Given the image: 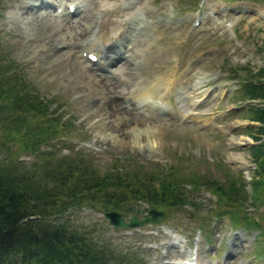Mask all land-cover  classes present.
Instances as JSON below:
<instances>
[{
  "label": "rangeland",
  "instance_id": "374dc122",
  "mask_svg": "<svg viewBox=\"0 0 264 264\" xmlns=\"http://www.w3.org/2000/svg\"><path fill=\"white\" fill-rule=\"evenodd\" d=\"M228 1L0 0V56L18 62L51 112L58 107L64 123H72L55 159L80 153L100 174L114 167L154 180L164 169L170 180L188 184L182 190L191 187L184 191L199 206L157 208L163 222L125 231H113L88 204L56 222L66 221L97 247L127 251L147 264H264V244L252 232L231 227L226 217L207 219L216 198L200 183L236 178V170L248 179L251 170L249 123L236 108L235 91L264 64V6ZM68 5L73 14H67ZM134 32L140 39L131 46ZM107 47H119L121 57ZM105 51L112 65L101 57ZM86 52L96 60L89 62ZM148 127L158 129L149 138H155L152 147ZM193 178L201 186L187 183ZM132 207L139 218L144 215L145 205ZM202 235L209 238L202 241Z\"/></svg>",
  "mask_w": 264,
  "mask_h": 264
},
{
  "label": "trees",
  "instance_id": "16d2710c",
  "mask_svg": "<svg viewBox=\"0 0 264 264\" xmlns=\"http://www.w3.org/2000/svg\"><path fill=\"white\" fill-rule=\"evenodd\" d=\"M253 1L264 5V0ZM235 92L240 101L256 100L246 106L244 117L254 124L246 127L253 142L247 148L253 165L250 179L244 182L235 173L236 178L225 176L223 182L204 179L200 183L216 197L213 213L227 215L234 226L256 230L264 239V209L257 212L264 206V64L249 73ZM49 105L32 88L20 64L1 55L0 264H144L127 251L97 247L70 230L66 221L56 220L86 204L121 214H137L132 207L137 202L162 210L197 208L181 189L188 184L170 180L172 173L164 169L158 180L132 172L126 175L127 169L122 173L114 167L100 174L80 153L55 159L61 150L59 139L72 123H64L59 108L51 112ZM21 154L31 157L30 162L17 160ZM67 158L72 160L63 164ZM198 181L193 178L187 183L195 189L201 186Z\"/></svg>",
  "mask_w": 264,
  "mask_h": 264
},
{
  "label": "water",
  "instance_id": "95a60500",
  "mask_svg": "<svg viewBox=\"0 0 264 264\" xmlns=\"http://www.w3.org/2000/svg\"><path fill=\"white\" fill-rule=\"evenodd\" d=\"M148 216L142 220L137 221L135 216H131L127 222L123 221L120 215L115 211L104 212L103 217L107 220L112 228L116 230L118 227L122 229L133 228L146 223H159L164 219L162 212L155 209L147 211Z\"/></svg>",
  "mask_w": 264,
  "mask_h": 264
},
{
  "label": "bare ground",
  "instance_id": "6f19581e",
  "mask_svg": "<svg viewBox=\"0 0 264 264\" xmlns=\"http://www.w3.org/2000/svg\"><path fill=\"white\" fill-rule=\"evenodd\" d=\"M46 4H47V2H46ZM44 6H45V5H44ZM48 6H49V5H48ZM132 25H133V24H132ZM134 25H135V24H134ZM129 29H130V27H129ZM138 30H139V29H138ZM125 32L127 33V30H126ZM125 32H124V33H125ZM131 32H132V30H131ZM124 33H123V34H124ZM139 33H140V32H139ZM132 37H133V38L131 39V46H134L135 43L138 42L137 40L140 39V36H139L136 32H134V34L132 35ZM124 39H125V40L128 39V34L125 35ZM135 39H136V40H135ZM126 42H127V41H126ZM115 45H121L120 40H118V41L116 40V41H115ZM123 47H124V46H122V51H124V48H123ZM125 47H126V46H125ZM107 48H108V47H107ZM131 48H132V47H131ZM118 49H119V47H115L114 49H113V47L108 48L109 53L111 54L110 51H113V53H114L113 55H115V57H117V56L120 54V53L118 54V51H117ZM120 51H121V50H120ZM122 51H121V54H123ZM109 53H108V54H109ZM124 53H125V52H124ZM126 53H128V52H126ZM126 53H125V54H126ZM108 54H107V51H105V52L102 54V57L105 56L104 58H106V60H107V64H111V63L113 62L114 58H112V55H108ZM126 55H127V54H126ZM130 55H133V54H132V49H130V54H129L128 58L130 57ZM137 56H138V55H137ZM120 57H121V56H120ZM111 65H112V64H111ZM106 66H108V65H106ZM115 104H116V103H115ZM109 106H110L111 108H114V107H115V106L113 107V105H112L111 103H110ZM116 108H117V107H116ZM123 121H124V123H121L120 125H118L119 127H124V126L127 124V121H128V120L124 119ZM121 125H122V126H121ZM148 128H149V127H148ZM145 129H146V128H145ZM119 130H121V128H119L118 131H119ZM157 130H158V129H157ZM157 130H156V129H153V128H152V129H150V128H149V129H146V131H145V132H146V133H145V136L149 139V138H151V137L153 136V135H151V133H153V134L155 135V134L158 132ZM156 131H157V132H156ZM153 140H154V141H153ZM153 140H152V139H151V140L149 139V143H148V145H149L150 147H152V145L155 143V138H154ZM236 159H238V158H236ZM198 262H199V261H198Z\"/></svg>",
  "mask_w": 264,
  "mask_h": 264
}]
</instances>
